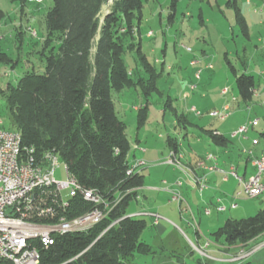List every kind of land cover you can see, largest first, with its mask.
Wrapping results in <instances>:
<instances>
[{
    "label": "trees",
    "instance_id": "obj_1",
    "mask_svg": "<svg viewBox=\"0 0 264 264\" xmlns=\"http://www.w3.org/2000/svg\"><path fill=\"white\" fill-rule=\"evenodd\" d=\"M51 1L44 15L43 72L29 70L15 84L8 82L4 87L0 84V97L5 100L12 130L19 133L22 148L33 146L37 157L53 152L79 184L98 190L109 205L117 204L119 193L132 191L86 232L55 235L52 245L39 249V264H131L134 254L147 255L153 249L141 239L146 219L127 214L130 201L136 197L133 190L142 185L143 176L138 172L126 173L130 142L112 94L132 87L138 89L146 99L137 112L140 128L147 119V98L159 93L157 80L161 72L147 59L135 37L141 0H111L101 20L100 11L109 0ZM226 5L233 9L236 24L248 36V26L236 0H227ZM170 6L174 8L175 0ZM3 16L0 9V20ZM127 51L135 52L140 68L136 73L125 63ZM224 59L234 75L239 97L250 100L253 76L238 74L233 64ZM0 63L12 67L15 64L1 48ZM170 100L167 97L165 104ZM171 110L176 124L183 126L185 115ZM208 132L215 143L225 141L222 136ZM166 141L171 151L176 152L174 139L168 136ZM91 207V203L77 196L66 210L50 216V223L61 216L75 218ZM263 233L264 208H261L251 216L227 219L213 235L231 246L247 243Z\"/></svg>",
    "mask_w": 264,
    "mask_h": 264
},
{
    "label": "crops",
    "instance_id": "obj_2",
    "mask_svg": "<svg viewBox=\"0 0 264 264\" xmlns=\"http://www.w3.org/2000/svg\"><path fill=\"white\" fill-rule=\"evenodd\" d=\"M138 33H140L139 28ZM186 54L187 59L189 53ZM201 54L202 58L196 63H192L194 58L188 59L189 64L186 66V68L190 66L191 69H188L190 74L184 85L183 98L181 97L180 100L183 107L181 113L186 117L182 129L176 130L174 126L172 132L166 135L159 132L154 137H150L149 130L143 131L141 128L143 132L141 129L137 131L132 140L131 131L133 127H137L138 109L144 106L146 99L138 91L133 92L135 97L133 103L140 96L145 99L143 105L137 107L131 102L130 91L124 89L116 103L114 101L117 115L126 125V135L130 149L132 148L128 153V162L133 165L135 159L143 161V167L137 170L143 176V183L136 189V197L131 200L134 204L127 210V214L142 218L149 217L151 224L157 229V234L163 233L166 228L161 224V220L165 224H169V221L176 222L177 227L174 229L181 237L184 228L191 230L195 234L198 245L196 248L213 264H251L258 259L255 257L257 252L254 251L264 245V233L247 243L231 246L219 244L217 240L214 242L205 240L204 235H210L227 219L233 217L235 211L249 215L264 208V190L259 196L253 197L255 199H250L243 192L237 198H233L236 192L241 191V187L237 178L229 173L231 167H234L235 173L244 180L256 173L254 159L260 155L264 144V69L258 72L257 79L254 76V69L248 65L246 70L243 69L244 72H241L254 78L252 97L244 101L237 91H234L235 80L234 83L229 80L228 71L222 70L218 74L214 66L207 67L209 54L204 50ZM198 64L200 74L196 77L198 69L192 67ZM0 68L3 69L2 65ZM168 69L171 70L172 66ZM222 74L224 77L219 79V75ZM190 85L195 87L191 88ZM223 90L226 92L224 93ZM204 93L206 96L207 93L212 95V100L203 106V112L197 109L198 113L191 111L190 108L195 107L191 102L202 103ZM167 97L171 99L170 96ZM171 101L172 99L168 104L169 109L174 108ZM214 111L224 113L225 117L211 115ZM160 114L164 124L165 111H160ZM148 116L150 117L147 114L146 122L142 127L148 123ZM169 124L172 126L174 121L169 119ZM244 124L247 125V130L242 134L235 133L237 128ZM2 125L3 122L0 120V128L7 129ZM208 131L222 136L225 141L215 143ZM168 136L177 143L176 152L171 151L166 141ZM141 138H144L143 143ZM254 140L257 142L254 143ZM209 166L215 168L210 170ZM178 181H181L180 186L176 184ZM261 181L264 182V176L261 177ZM175 191L179 192L183 199L181 205L185 203L190 209L185 212V216L180 214L181 217L177 209L166 206L167 204L170 206L174 201L172 192ZM231 203H236V207H231ZM205 209L209 213H206ZM154 214L159 215L156 223L153 220ZM198 229L201 230L202 235ZM258 240L260 241L257 242ZM254 243L256 244L253 246ZM226 246L229 247V251Z\"/></svg>",
    "mask_w": 264,
    "mask_h": 264
},
{
    "label": "rangeland",
    "instance_id": "obj_3",
    "mask_svg": "<svg viewBox=\"0 0 264 264\" xmlns=\"http://www.w3.org/2000/svg\"><path fill=\"white\" fill-rule=\"evenodd\" d=\"M171 1L141 0L138 24L140 33H136V40H140L141 50L161 74L157 80L159 93H152L147 98V114L150 115V117L148 116V123L144 127H133L131 131L132 140L141 128L143 131L149 130L148 136L150 137H154L159 132L166 135L168 132H172L174 126L176 130L183 128V126L176 124L175 115L165 104V101L167 96H170L171 104L176 108V112L181 113L183 111L180 100L181 97L183 98L184 85L190 74L188 70L190 66L186 68L189 64L188 59L194 58V60L199 61L202 58L201 52L203 50L209 54L208 57L206 56L209 60L207 64L214 66L218 74L222 70L228 71L229 80L233 83L234 75L229 70L225 57L240 73L244 72L243 69L246 70L247 65L250 66L255 70L253 72L256 79L258 72L264 69V0H236V4L248 26V36H245L239 25L236 24L233 9L226 5L227 0H175L174 8L170 6ZM110 3L111 0L103 5L100 11V20L108 11ZM51 4V0H41L40 3L29 0L25 2L0 0V9L4 13L0 20V48L10 55L13 63H15L13 67L0 63L4 69L1 70L0 68V84L3 87L8 82L15 84L16 80L26 71L43 72L44 61L41 50L45 34L44 15ZM135 21L137 22V19ZM96 39L97 37L94 39V43ZM93 51L94 48H92L91 53ZM186 53H189L187 59ZM124 60L128 68L134 73L140 70L134 51H127L124 54ZM170 66H172L171 70L168 69ZM199 66L198 64L192 68L198 69ZM8 72H10L9 76ZM223 77L222 74L218 78L222 79ZM126 90L132 94V104L137 107L143 105L145 99L142 96L133 103V99H135L133 92L137 93L138 89L132 87ZM234 91L237 90L234 89ZM120 93L113 92L112 96L115 103ZM209 93L207 96L204 93L202 103L197 104L192 101L191 104L198 111L202 110L203 112V106L212 100V95L210 96ZM135 96L137 97V94ZM160 111H165L164 124ZM118 117L120 118V116ZM169 119L174 121L172 126H169ZM0 120L3 122L2 127L12 130L10 120L7 117L5 100L2 97H0ZM165 129L167 131H164ZM142 139L144 140V138L140 140L142 141ZM54 177L57 180L66 178L64 163L61 160L55 169ZM133 204L134 202L131 201L127 210ZM184 204L179 206L178 201L174 200L170 206L168 204L166 206L177 209L179 215L185 216L186 213L180 210ZM256 212L257 210L248 215V213L235 211L231 218H243ZM143 218L146 219L147 226L141 234V239L152 246L153 252L147 255L134 254L131 264H213L207 260L205 254L196 248L198 245L195 234L191 230L184 228L183 237H181L175 232L176 222L171 221L170 223L169 221V224H165L161 220V224L165 225L166 228L163 233L157 234V229L151 224V219L147 216ZM175 220L177 221V219ZM198 232L202 235L200 229ZM213 232L210 235H204L205 240L216 241ZM161 235L162 237H160ZM217 241L219 244L224 243L222 238H218ZM228 249L229 247H227ZM254 252H257L255 257L258 259L251 264H264V245Z\"/></svg>",
    "mask_w": 264,
    "mask_h": 264
},
{
    "label": "built area",
    "instance_id": "obj_4",
    "mask_svg": "<svg viewBox=\"0 0 264 264\" xmlns=\"http://www.w3.org/2000/svg\"><path fill=\"white\" fill-rule=\"evenodd\" d=\"M33 2L40 3L41 0ZM192 63H196V60ZM207 67H211V64H207ZM199 74L200 69L196 72V77ZM190 87L194 88L195 85ZM190 110L198 113L195 107ZM211 115L225 117L219 111H214ZM246 130L247 125L244 124L235 133L242 134ZM15 140V131L0 128V264H39V249L52 245L55 235L86 232L101 222L120 199L132 191L119 193L117 204L109 205L108 199L98 190L84 188L76 179L67 176L66 170L64 180L55 179L54 172L59 158L51 151L37 157L33 146L23 145L22 164L12 165L11 155H14ZM253 142L256 143L257 140ZM254 165L256 173L247 180L238 178L234 167H231L229 173L245 183L249 196L257 197L259 188H264V182L261 181L264 176V144L260 155L254 159ZM140 167L143 164L135 159L134 164L129 165L127 175L136 173ZM214 168L215 166L208 167L210 170ZM176 184L180 186L177 182ZM77 196L91 203L92 207L79 214V218L67 217L64 224H50V216H57L58 211L66 210ZM237 196L238 192L233 198ZM172 200L178 201L180 206L183 202L176 191L172 192ZM231 207H236V203H231ZM181 210L190 211L186 204ZM205 212L209 213L207 209ZM153 217L156 223L159 215L154 214ZM32 219H40V226H32Z\"/></svg>",
    "mask_w": 264,
    "mask_h": 264
},
{
    "label": "bare ground",
    "instance_id": "obj_5",
    "mask_svg": "<svg viewBox=\"0 0 264 264\" xmlns=\"http://www.w3.org/2000/svg\"><path fill=\"white\" fill-rule=\"evenodd\" d=\"M31 2H33L34 0H29ZM193 88V87H191ZM223 92L225 93L226 90H223ZM15 135H16V139L14 142V155H11V164L12 165H21L22 161L24 160V148L21 147V137L19 135V133H17L15 131ZM136 162H141L143 164V161L137 160ZM64 170L67 171V176H69L71 179H75L74 176L69 172L67 166L64 164ZM129 168L127 169L126 173L128 174ZM238 178H241L238 176ZM178 184H181V182H177ZM238 183L240 185V187L242 188V192H244V194L249 197V198H253L254 196H249V190H246V185L244 182H241V180H238ZM264 190V188H259V195L262 193V191ZM241 193V191L238 192V195ZM75 218H79V216L75 217ZM64 219H66L65 217L61 216L58 218L57 222L55 223H50V224H64ZM32 226H40V222H35L32 221Z\"/></svg>",
    "mask_w": 264,
    "mask_h": 264
}]
</instances>
